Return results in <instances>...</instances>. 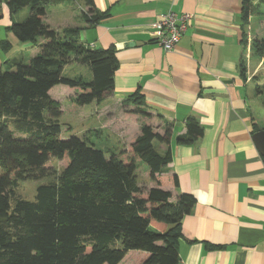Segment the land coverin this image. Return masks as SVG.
<instances>
[{"label":"trees","instance_id":"trees-1","mask_svg":"<svg viewBox=\"0 0 264 264\" xmlns=\"http://www.w3.org/2000/svg\"><path fill=\"white\" fill-rule=\"evenodd\" d=\"M70 1L0 0V20L3 4L11 19L28 9L27 18L13 22L8 31L21 44H39L34 57L17 56L0 70V264H180L182 221L196 199L187 193L173 199L161 188L158 176L173 160L174 130L169 123L163 132L153 125L154 117H164L150 110L141 91L122 103L132 106L124 114L139 118L141 132L120 155H108L74 136L61 139V106L50 91L63 85L77 91L72 98L77 106L99 105L113 94L119 68L115 48L89 46L81 38L84 27L58 31L45 22L48 9ZM82 1L85 25L108 18L94 0ZM241 1L244 43L253 2ZM253 48L264 60V43ZM0 49L9 53L12 45L4 40ZM73 63L86 67L90 78L67 76ZM243 66L241 61L245 77ZM261 130L255 125L254 133ZM203 135L204 127L190 117L186 134L175 142L191 146ZM159 145L167 149L162 152ZM53 159L64 161L55 180L40 185L33 201L16 199L20 182L51 175L47 164ZM141 163L156 186L139 184ZM174 183L178 186L177 178Z\"/></svg>","mask_w":264,"mask_h":264},{"label":"crops","instance_id":"crops-1","mask_svg":"<svg viewBox=\"0 0 264 264\" xmlns=\"http://www.w3.org/2000/svg\"><path fill=\"white\" fill-rule=\"evenodd\" d=\"M94 3L98 12L109 15L97 26L75 24L67 4L48 9L45 22L58 31L70 25L84 27L81 38L89 46L115 48L119 61L115 89L97 104L96 118L108 119L101 127L122 138L124 147L141 132L139 118L125 117L122 104L138 90L150 110L164 117V121L154 117L153 125L160 132L167 123L173 126V160L158 181L161 188L172 192L173 199L181 193L196 199L192 212L182 221L180 264H264V157L253 141L258 125L251 113L253 72L248 68L244 77L240 69L245 56L242 1ZM169 9L188 13L192 19L181 42L172 52H165L152 37L151 26ZM3 14L0 42L6 40L12 49L20 46L30 51L18 56L34 57L39 44H21L8 31L13 22L27 18L28 9L11 19L3 4ZM56 87L50 91L52 98ZM61 88L71 98L77 94ZM190 117L204 127V135L191 146L177 145L175 139L186 134ZM158 149L164 152L167 146ZM146 176L148 182L143 185L156 186L148 171Z\"/></svg>","mask_w":264,"mask_h":264},{"label":"rangeland","instance_id":"rangeland-1","mask_svg":"<svg viewBox=\"0 0 264 264\" xmlns=\"http://www.w3.org/2000/svg\"><path fill=\"white\" fill-rule=\"evenodd\" d=\"M82 0H71L67 5L71 8V16L75 24L81 25L83 23L82 10L84 8ZM252 16L249 18L248 23L245 24V38L243 43L244 57L242 59L245 74L248 68L252 70V82L255 86V94L251 102V113L254 121L257 122L261 128H264V60L254 50V43H264V0H252ZM53 8V7H52ZM51 8V9H52ZM84 24V23H83ZM72 27L76 25H70ZM20 46L15 47L9 53H5L0 49V70H7V62L17 58L19 53H30L26 49H19ZM65 74L67 76H84L88 77L89 71L86 67L78 64H71L66 68ZM89 74V75H88ZM61 87L69 89L66 86H57L52 92L53 98L59 102L61 106L62 116L60 123L62 124L61 139L67 140L74 136L79 139L87 140V143L99 150L107 151L108 155L115 153L120 155L124 149L122 138L112 134L109 129L101 127L104 121L108 119H97L96 108L97 104L93 103L86 106H77L73 103L70 94L62 90ZM124 109H131V105L124 104ZM125 116V114H124ZM126 117V116H125ZM128 118V117H127ZM128 119H132L129 117ZM51 167V175L42 180L22 181L16 186L13 195L16 199H23L28 201L35 200L37 189L40 185L54 181L55 177L61 173L64 167V161L57 159L51 160L48 164ZM148 168L146 164H139L137 175L139 184L143 185L148 182L147 178ZM13 205V203H11Z\"/></svg>","mask_w":264,"mask_h":264},{"label":"built area","instance_id":"built-area-1","mask_svg":"<svg viewBox=\"0 0 264 264\" xmlns=\"http://www.w3.org/2000/svg\"><path fill=\"white\" fill-rule=\"evenodd\" d=\"M191 19L188 13L178 14L169 9L152 24L151 35L165 52H172L187 33Z\"/></svg>","mask_w":264,"mask_h":264},{"label":"water","instance_id":"water-1","mask_svg":"<svg viewBox=\"0 0 264 264\" xmlns=\"http://www.w3.org/2000/svg\"><path fill=\"white\" fill-rule=\"evenodd\" d=\"M253 141L261 155L264 157V130L256 132L253 135Z\"/></svg>","mask_w":264,"mask_h":264}]
</instances>
